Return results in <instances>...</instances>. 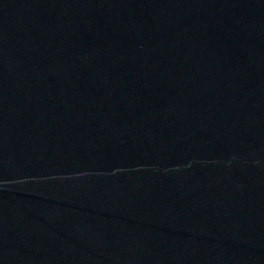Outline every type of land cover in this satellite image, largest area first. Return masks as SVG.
<instances>
[{"label":"water","instance_id":"obj_1","mask_svg":"<svg viewBox=\"0 0 264 264\" xmlns=\"http://www.w3.org/2000/svg\"><path fill=\"white\" fill-rule=\"evenodd\" d=\"M0 264H264V0H0Z\"/></svg>","mask_w":264,"mask_h":264}]
</instances>
